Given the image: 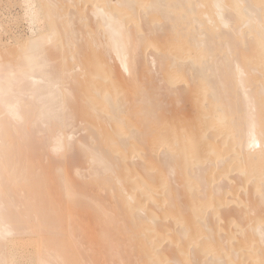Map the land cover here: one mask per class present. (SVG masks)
Returning a JSON list of instances; mask_svg holds the SVG:
<instances>
[{
  "label": "bare ground",
  "instance_id": "obj_1",
  "mask_svg": "<svg viewBox=\"0 0 264 264\" xmlns=\"http://www.w3.org/2000/svg\"><path fill=\"white\" fill-rule=\"evenodd\" d=\"M0 264H264V0H0Z\"/></svg>",
  "mask_w": 264,
  "mask_h": 264
},
{
  "label": "rangeland",
  "instance_id": "obj_2",
  "mask_svg": "<svg viewBox=\"0 0 264 264\" xmlns=\"http://www.w3.org/2000/svg\"><path fill=\"white\" fill-rule=\"evenodd\" d=\"M22 13V10L20 9V7L18 6H12V7H5L3 6L0 7V22H7L10 23L14 17H17L18 15L20 16ZM25 23L21 22L18 25L9 24L10 27V31L8 34H5L3 36H1L2 40L4 42H10L12 37L15 36H20V35H25L27 31L26 25H24ZM24 261H20L18 264H26L23 263Z\"/></svg>",
  "mask_w": 264,
  "mask_h": 264
}]
</instances>
